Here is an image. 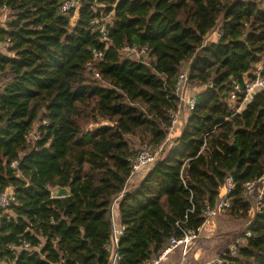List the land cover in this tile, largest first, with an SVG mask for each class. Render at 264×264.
Returning <instances> with one entry per match:
<instances>
[{
	"label": "trees",
	"instance_id": "1",
	"mask_svg": "<svg viewBox=\"0 0 264 264\" xmlns=\"http://www.w3.org/2000/svg\"><path fill=\"white\" fill-rule=\"evenodd\" d=\"M97 6L114 13L106 41L92 24ZM0 8V202L14 190L0 210V264H109L123 194L119 264H147L171 238L199 232L228 176L229 211L248 219L246 186L264 176V92L239 113L243 99L231 95L264 65V0H83L74 26L62 0ZM218 27L223 37L203 47ZM127 46L148 47L155 60H123ZM187 62L190 85L208 88L175 147L126 192L140 151L131 138L153 151L166 143ZM55 187L71 195L54 198ZM260 209L224 264H264V200Z\"/></svg>",
	"mask_w": 264,
	"mask_h": 264
},
{
	"label": "built area",
	"instance_id": "2",
	"mask_svg": "<svg viewBox=\"0 0 264 264\" xmlns=\"http://www.w3.org/2000/svg\"><path fill=\"white\" fill-rule=\"evenodd\" d=\"M82 6H83V0H62L61 11L63 14L75 13V12L80 11ZM100 7H106V6L102 5ZM98 8L99 6L94 8L95 14L99 16L93 20L92 24L94 26L99 27L102 38L104 41H106L109 37V28L110 26H112V23L108 22V18L110 17V15H113V13L110 15H107L105 12H99ZM0 12L6 13L8 12V10L6 8H0ZM223 35L224 33L221 30V27H218L208 37H206L203 43V47H206L212 43L218 42L223 37ZM213 37H216V41H213ZM121 56L123 60L128 59L130 61L141 63L144 65H151V63L155 60V57L152 54V50L148 47L127 46L121 51ZM102 58H103L102 53L95 52L96 61H99ZM263 66L257 67L256 71L253 74L252 79L245 77L243 84H239L235 86L236 87L235 91L231 95V101H236L238 97H242L243 99L241 105L236 110L237 113L245 110L247 105L251 103V101L256 95L264 92V77L261 74L263 70ZM189 68L190 67H188L186 70L182 69L177 79L175 94L177 98L179 99V106H178V110L171 114L172 127H171L170 132L174 131L177 128H180L181 126H183L184 124L188 122V121L186 122L184 121L185 116L187 115L190 116V114L195 110L198 104V101H199V96L201 93L200 92L197 93L196 91H194L193 93V90L191 89L192 87L190 86V83H189ZM95 78H100V75L96 74ZM203 88H205V91H206L208 86H204ZM167 143L168 142L166 141V143L157 151H153L148 146V144H144L141 147L138 155L134 159L131 160L132 171H131V176L129 178V181H133L135 178H139V177L144 179V177L154 167V165L159 160L166 157L170 153V151L175 147L174 143L171 144L170 145L172 146L171 150L168 153H166ZM12 166L16 167L17 163L16 162L13 163ZM143 174H144V177H142ZM259 187L264 188V176L258 181L247 184L246 190H247V195L250 199H251V196L254 194L255 190ZM235 189H236V185H235L233 177L228 176L223 188L221 189V193L219 195L216 205L212 207L211 206L207 207L205 214H204V222L199 232H188L181 239H177L175 237L171 238L168 243L167 248L159 256L155 257L154 259L149 261L147 264H162V262L166 261L167 257L171 253H174L178 249H182V255H183L182 264H185L186 257L188 256L190 251L193 249V247L196 245V241L200 237L201 232H203L206 229V227H208V225L210 224L212 220L226 215L228 211L231 209L230 196L235 191ZM122 196H124V194ZM255 200L256 201H254V203L257 205L256 213H258L261 210L260 204L264 200V193L262 192L257 197H255ZM12 201H14L13 195L7 194L0 202V210L8 207ZM112 216H113V213H112ZM123 236H124V227L117 226L113 218V233H112L110 242L105 246V249L110 254L109 264H119L121 260L119 248H120V241ZM250 236H251V232L248 230V232L244 235V239H242L241 242H243V240H246V238ZM244 244L245 243L240 245L237 242L224 255L218 257L216 260L208 264H224L225 262L224 256H226L227 253H230L232 256H236L238 253L239 247L243 246ZM21 248L30 249L31 246L30 244L24 242ZM10 249L16 250L17 247L11 246Z\"/></svg>",
	"mask_w": 264,
	"mask_h": 264
},
{
	"label": "rangeland",
	"instance_id": "3",
	"mask_svg": "<svg viewBox=\"0 0 264 264\" xmlns=\"http://www.w3.org/2000/svg\"><path fill=\"white\" fill-rule=\"evenodd\" d=\"M7 15L8 12H0V26L5 24V22L7 21ZM78 19L79 13H73V18L71 21L73 26L77 23ZM112 21L113 15H110V17L108 18V22ZM2 47L3 43H0V51L3 50ZM190 63L191 62L185 63L183 66V70H186L189 67ZM191 87L193 93L194 91H196L197 93H202L203 91L199 87H194L193 85ZM104 125H106V123H104ZM184 126L185 124L180 128L183 130ZM95 127L96 126H91L87 130H91ZM131 141L135 145L137 151L141 149L139 140L137 138H131ZM174 141L175 140L168 142L169 144L167 143L166 153L171 150L172 146L170 145L173 144ZM142 177H144V174L142 175ZM262 192L264 193V188L259 187L251 196L250 200L252 202V207L248 219L236 218L232 216L231 212L229 211V213H227L226 215L212 220L208 227H206V229L201 232L200 237L196 241V245L186 257L187 260L185 261V264H208L216 260L218 257L224 255L237 242L240 245L246 243V240H243V242H241V240L244 239V235L248 232L251 221L254 219L255 213L257 211V205L254 203V201H256L255 197H257ZM182 262L183 256L181 255V252H178L165 264H182Z\"/></svg>",
	"mask_w": 264,
	"mask_h": 264
},
{
	"label": "crops",
	"instance_id": "4",
	"mask_svg": "<svg viewBox=\"0 0 264 264\" xmlns=\"http://www.w3.org/2000/svg\"><path fill=\"white\" fill-rule=\"evenodd\" d=\"M8 16V15H7ZM4 25V24H3ZM213 41H216V37H213ZM6 45L3 44V47L0 52L3 53V54H6L7 55V52L5 51L6 50ZM200 89H202V93L205 91V88L203 87H200ZM189 116H185V119L184 121H188V118ZM182 134V129L181 128H177L175 129L174 131L170 132L169 135H168V138H167V142H170V141H173V140H176L180 135ZM169 144V143H168ZM142 178H135L133 181H129L128 185H127V192H131V191H134L136 190L141 182H142ZM131 187V188H130ZM8 195H13L14 194V190L13 189H9L8 192H7ZM123 196L120 197L117 202L113 205V209H112V213H113V218H114V221L115 223L117 224V226H121V222H120V210H119V205H120V201L122 200ZM180 253L181 252V255H182V249H178L176 250L174 253H171L166 261H163L162 264H165L167 261H169L173 256H175L177 253ZM183 256V255H182ZM187 260V258H186Z\"/></svg>",
	"mask_w": 264,
	"mask_h": 264
},
{
	"label": "water",
	"instance_id": "5",
	"mask_svg": "<svg viewBox=\"0 0 264 264\" xmlns=\"http://www.w3.org/2000/svg\"><path fill=\"white\" fill-rule=\"evenodd\" d=\"M52 193L54 198H65L71 195V190L63 187H55Z\"/></svg>",
	"mask_w": 264,
	"mask_h": 264
},
{
	"label": "bare ground",
	"instance_id": "6",
	"mask_svg": "<svg viewBox=\"0 0 264 264\" xmlns=\"http://www.w3.org/2000/svg\"><path fill=\"white\" fill-rule=\"evenodd\" d=\"M113 16H114V13H113ZM103 54V53H102ZM190 67V66H189Z\"/></svg>",
	"mask_w": 264,
	"mask_h": 264
}]
</instances>
